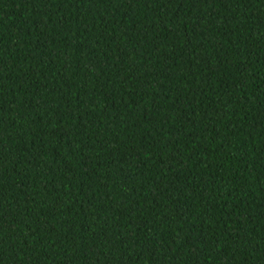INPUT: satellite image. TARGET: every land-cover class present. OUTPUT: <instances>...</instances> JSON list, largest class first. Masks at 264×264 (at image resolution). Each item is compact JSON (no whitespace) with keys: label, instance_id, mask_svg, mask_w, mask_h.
<instances>
[{"label":"trees","instance_id":"trees-1","mask_svg":"<svg viewBox=\"0 0 264 264\" xmlns=\"http://www.w3.org/2000/svg\"><path fill=\"white\" fill-rule=\"evenodd\" d=\"M0 264H264V0H0Z\"/></svg>","mask_w":264,"mask_h":264}]
</instances>
